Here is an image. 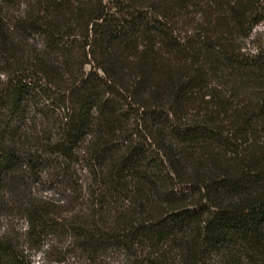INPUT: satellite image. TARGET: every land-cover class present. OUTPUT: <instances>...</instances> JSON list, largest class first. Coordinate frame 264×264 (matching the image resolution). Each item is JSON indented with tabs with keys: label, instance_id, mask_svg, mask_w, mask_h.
Returning <instances> with one entry per match:
<instances>
[{
	"label": "trees",
	"instance_id": "16d2710c",
	"mask_svg": "<svg viewBox=\"0 0 264 264\" xmlns=\"http://www.w3.org/2000/svg\"><path fill=\"white\" fill-rule=\"evenodd\" d=\"M262 22L264 0H0V264H264Z\"/></svg>",
	"mask_w": 264,
	"mask_h": 264
},
{
	"label": "rangeland",
	"instance_id": "374dc122",
	"mask_svg": "<svg viewBox=\"0 0 264 264\" xmlns=\"http://www.w3.org/2000/svg\"><path fill=\"white\" fill-rule=\"evenodd\" d=\"M106 3L109 4L111 0H104ZM244 50H247L249 52H255L260 47H264V22L258 24L252 35L244 41ZM16 223L21 224V219L16 218ZM64 243L57 242L53 246V248L50 250L49 253H43L42 251H39L34 256V263L35 264H62L59 261H57V258L59 256V252L64 248ZM123 256L119 255H110L106 261L105 264H123L121 259Z\"/></svg>",
	"mask_w": 264,
	"mask_h": 264
}]
</instances>
